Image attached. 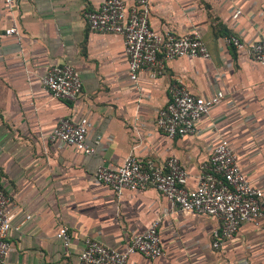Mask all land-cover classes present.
I'll return each mask as SVG.
<instances>
[{"label": "crops", "instance_id": "obj_1", "mask_svg": "<svg viewBox=\"0 0 264 264\" xmlns=\"http://www.w3.org/2000/svg\"><path fill=\"white\" fill-rule=\"evenodd\" d=\"M104 1L15 0L8 6L0 0V181L14 217L6 264H79L86 240L124 249L155 220L164 256L136 254L129 264H264V233L255 226L244 225L214 250L213 219L180 214L154 188L117 195L95 179L100 165H121L132 154L156 165L176 155L191 175L188 188L195 189L201 166L228 139L248 180L264 191V66L225 42L264 38V0H152V29L181 36L200 31L211 60L170 61L162 77L142 73L137 84L123 37L93 32L86 21ZM13 27L20 36L6 35ZM63 65L82 79L76 102L53 99L42 85L51 68ZM177 79L194 95L221 91L225 100L201 121L198 134L170 139L157 117ZM84 118L95 154L48 141L61 120ZM64 228L69 246L58 238Z\"/></svg>", "mask_w": 264, "mask_h": 264}, {"label": "built area", "instance_id": "obj_2", "mask_svg": "<svg viewBox=\"0 0 264 264\" xmlns=\"http://www.w3.org/2000/svg\"><path fill=\"white\" fill-rule=\"evenodd\" d=\"M15 0H5L12 6ZM152 0H134L128 6L124 0H105L98 11L85 14L91 31L119 35L124 39L130 79L137 84L142 73L157 79L166 73L167 63L177 59L211 60L210 51L202 34L194 30L186 35L172 32L158 33L150 25ZM237 12L235 18L240 16ZM7 36H20L17 28L6 30ZM226 45L264 66V38L251 44L236 36L225 39ZM44 89L55 100L76 102L82 96L80 74L69 65L55 66L42 78ZM170 101L158 112L157 126L170 139L187 138L199 133V125L212 110L225 100L218 92L212 97L194 95L183 80L177 79L169 88ZM91 123L88 119L74 122L63 119L50 133L48 141L58 148L72 146L87 155L96 149L89 145ZM100 144L97 139L96 145ZM191 175L176 155L163 165L143 164L134 154L121 165H100L96 182L110 187L115 194L143 192L154 188L180 214H193L213 219L212 248L220 250L233 240L244 225L251 224L264 233V191L247 178L240 157L228 139L214 148L210 162L201 166L197 187L188 188ZM11 199L4 193L0 181V264H6L11 252L9 241L13 229V215L8 212ZM160 221L155 220L142 234L135 235L124 249L110 248L99 241L88 239L79 264H129L133 255L148 260L164 256ZM66 246L71 238L68 229L58 234Z\"/></svg>", "mask_w": 264, "mask_h": 264}]
</instances>
